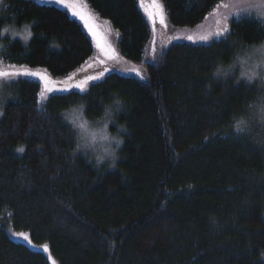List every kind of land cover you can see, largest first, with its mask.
I'll list each match as a JSON object with an SVG mask.
<instances>
[{
	"label": "trees",
	"instance_id": "16d2710c",
	"mask_svg": "<svg viewBox=\"0 0 264 264\" xmlns=\"http://www.w3.org/2000/svg\"><path fill=\"white\" fill-rule=\"evenodd\" d=\"M83 1L147 78L111 70L84 92L39 103L38 82L11 83L0 117V264H264V139L234 127L260 95L254 85L212 75L263 42L264 25L236 17L223 37L161 46L147 61L151 32L138 0ZM160 1L178 30L225 0ZM3 3L0 29L31 25L32 33L26 45L3 42L5 66L63 79L88 62L108 64L67 11L41 0ZM113 98L124 102L117 123L127 134L114 169H98L75 154L62 114L84 104L95 120Z\"/></svg>",
	"mask_w": 264,
	"mask_h": 264
},
{
	"label": "rangeland",
	"instance_id": "374dc122",
	"mask_svg": "<svg viewBox=\"0 0 264 264\" xmlns=\"http://www.w3.org/2000/svg\"><path fill=\"white\" fill-rule=\"evenodd\" d=\"M41 1L43 3L51 4L67 11L75 20H77L83 26L84 30L88 33L96 49L95 50L96 54L108 64L118 65V69H113L112 67H108L109 66L108 64L105 65L101 64L100 61H91L86 63V65L83 68L79 69L78 72L63 79H52L43 70L30 69L23 66H16L15 70L26 69L28 71L38 72L40 75L45 76L51 82V87L54 89V91L46 92L43 84L38 79L22 77L38 82L41 87V93L43 92L45 96H49L50 94H55V93H66L73 90H79L75 88L74 85L80 84L84 80H88L89 77H96L97 79H99L103 77L105 74L109 73L111 70H115L116 72L123 75L133 76L141 79L135 74L138 71L140 72L141 76H143V79L147 78L146 72L139 64L134 62H127L120 56L115 46L116 35L111 30L110 26L106 21L99 19L95 14H93L89 10V8L87 7V5L83 0H69V4L72 5L76 10L83 12L86 18L89 19L90 25L92 26L93 30L97 33V37L95 39L89 33L87 28H85L84 23L78 17H74L69 9H66L63 6L56 5L54 3V0H41ZM138 3L142 14L144 15L146 21L149 24L150 32H151V38L145 54V60L147 61L154 60L157 49L161 46H170L177 43L208 44L211 41L220 38L215 36V33L218 31H223V25L226 22L228 23L231 19L236 17H252L253 19L258 20L264 25V17H261V13H264V8L254 7L250 2V0H225L220 4H218L214 9H212L206 15L204 20L200 22L198 25L191 28H183L178 30H172L168 25L166 14L163 10V6L160 0H138ZM256 3L258 4L259 0H256ZM157 5H159L160 7L158 8ZM3 8H4L3 0H0V12L2 11ZM154 13L157 14L155 24H153L149 19L150 16H152ZM161 16H163L165 20V23L163 25L159 23ZM225 17H227V21H225ZM6 27L9 28V33H3V32L0 33L1 52L3 51L4 48L3 45L4 41L7 42L18 41L20 44L26 45L31 38L30 36L28 38L27 43H25L23 39L25 25L22 27H14L8 25ZM13 31L18 33V35L14 37L11 36L10 33ZM29 31H31L30 28ZM188 36H192L193 41L195 42L188 40L187 39ZM202 36H208L209 37L208 41L207 42L201 41L200 37ZM262 43H264V40L260 44ZM250 47L241 49L237 55L249 51ZM109 56H111L112 58H109ZM92 68L97 69L98 70L97 73L88 76L84 75L87 73V69H92ZM244 70H245L244 65H236L235 67L229 69V75L227 78L224 79L214 78V79L216 81H221V82L232 80L235 84L242 83L246 85L256 86L260 97L258 99V102L255 103L254 106L250 108L246 118L244 119L248 122V127L245 129V131L249 132L251 135H255L257 139H264V121H262L258 115L259 107L261 106V104H264V99H262L264 98V81L257 79L249 83L246 79L241 77V72ZM16 78H13L9 82L10 83L14 82ZM92 81L94 80H88V83L84 84L83 87L85 88ZM10 87L0 88V98H3L2 102H0V117L2 115L4 102L6 100H9L11 98V95L13 96V94H11L12 88ZM59 89H67V91H60ZM73 111L79 112L78 109L70 108L69 110L64 111V113L62 114V119L64 123L69 126L75 138V134L72 127L65 119V116L72 113ZM109 130L114 131L115 125L111 126ZM75 154L86 157L85 155L76 152ZM102 167H104L106 170L114 169V167H110L108 165H104ZM13 233L15 232H11V235L15 240L25 244L29 243V240H25L23 236H19V237L14 236ZM52 264H55L53 260H52Z\"/></svg>",
	"mask_w": 264,
	"mask_h": 264
},
{
	"label": "clouds",
	"instance_id": "9594fccd",
	"mask_svg": "<svg viewBox=\"0 0 264 264\" xmlns=\"http://www.w3.org/2000/svg\"><path fill=\"white\" fill-rule=\"evenodd\" d=\"M29 28L31 25H27ZM0 32L9 33V28L4 27ZM14 32V31H13ZM13 32L11 36L14 37ZM253 50H264V43L251 46L249 51L240 53L228 65L217 64L213 70V77L224 79L229 75V69L244 63L245 70L241 72V77L264 81V62L259 51L253 55ZM242 73L244 75L242 76ZM71 109H78L80 119L73 123L67 120L75 134L74 152L85 155L99 169L104 165L115 167L118 162V153L124 143V136L127 134L126 126L117 123L119 114L124 109V102L120 98H113L103 107L101 116L95 120L85 115L86 106L84 104L70 106ZM115 125V130L110 131V127Z\"/></svg>",
	"mask_w": 264,
	"mask_h": 264
},
{
	"label": "snow or ice",
	"instance_id": "6c2138e0",
	"mask_svg": "<svg viewBox=\"0 0 264 264\" xmlns=\"http://www.w3.org/2000/svg\"><path fill=\"white\" fill-rule=\"evenodd\" d=\"M250 2L252 3V5L254 7H262L264 8V0H259V3H256V0H250ZM54 3L58 6H63L66 9H69L72 12V15L74 17H78L85 25V28H87V30L89 31V33L93 36V38L95 39L97 37V33L93 30L92 26L89 23V19L86 18L85 14L81 11L76 10L72 5L69 4V0H54ZM157 7L159 8L160 6L157 5ZM156 13H154L152 16H150V21L155 24L156 22ZM261 17H264V13H261ZM225 21H227V17H225ZM160 24H164L165 20L163 18V16L160 17L159 20ZM230 32L228 23L226 22L223 25V31H218L215 33V36L217 37H223L226 34H228ZM13 35L16 36L18 35V33H16L15 31L13 32ZM32 35L31 31H29V27L27 25H25L24 27V36L23 39L25 41V43H27L28 38ZM179 38V37H178ZM188 40L193 41V37L192 36H188L187 37ZM209 39L208 36H202L200 37L201 41L207 42ZM195 42V41H193ZM259 51L260 56L262 58V62H264V50H253V55L256 54V52ZM109 58H112L111 56H109ZM244 63H246V61H241V65H244ZM15 65H4V61L3 59H0V88L3 87H10L12 86V84L9 82L10 80H12L13 78L16 77H29V78H36L38 79L44 86V89L46 92H51L54 91V89L51 87V82L45 77L40 75L38 72H32V71H28L26 69H22V70H15ZM136 76L140 77L141 79H143V76H141L140 72H136L135 73ZM244 75V73H242V76ZM71 79V78H69ZM97 79L96 77H89L88 80H95ZM252 78L249 77L248 79H246L248 82L249 80H251ZM88 80H84L82 81L80 84H76L74 85L75 88L79 89L81 92H84L85 89L83 87L84 84L88 83ZM18 82V81H17ZM250 83V82H249ZM60 91H67V89H59ZM3 98H0V102H2ZM48 99L44 93H40L39 94V100L37 101L38 103L41 100H46ZM264 99V98H262ZM258 115L259 118L264 121V104H261V106L259 107V111H258ZM66 120H71L73 123L77 122L80 119V113L78 111H73L72 113L68 114L65 116ZM235 130L237 133H242L245 131V129L248 127V122L244 119H240L237 120L235 125ZM25 151V149L23 147H20L17 149V152L23 153ZM14 236H23V234H17V233H13ZM23 238L25 240H28L27 236H23ZM45 251H47V248H45Z\"/></svg>",
	"mask_w": 264,
	"mask_h": 264
}]
</instances>
